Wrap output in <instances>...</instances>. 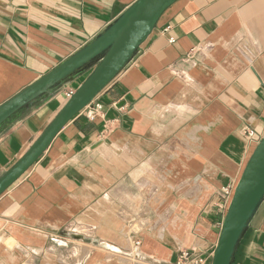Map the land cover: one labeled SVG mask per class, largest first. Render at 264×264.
I'll return each instance as SVG.
<instances>
[{
	"label": "crops",
	"instance_id": "crops-1",
	"mask_svg": "<svg viewBox=\"0 0 264 264\" xmlns=\"http://www.w3.org/2000/svg\"><path fill=\"white\" fill-rule=\"evenodd\" d=\"M135 1L0 0V105ZM87 75L0 127V176ZM97 97L104 114L78 113L0 196V264H212L264 135V0H177ZM233 264H264V202Z\"/></svg>",
	"mask_w": 264,
	"mask_h": 264
},
{
	"label": "water",
	"instance_id": "water-1",
	"mask_svg": "<svg viewBox=\"0 0 264 264\" xmlns=\"http://www.w3.org/2000/svg\"><path fill=\"white\" fill-rule=\"evenodd\" d=\"M177 0H136L101 33L59 66L0 105V127L18 111L52 96L88 73L43 133L0 176V196L49 148L60 130L94 100L133 60ZM264 202V135L236 185L212 264H233L241 240Z\"/></svg>",
	"mask_w": 264,
	"mask_h": 264
},
{
	"label": "built area",
	"instance_id": "built-area-1",
	"mask_svg": "<svg viewBox=\"0 0 264 264\" xmlns=\"http://www.w3.org/2000/svg\"><path fill=\"white\" fill-rule=\"evenodd\" d=\"M72 92L69 94L71 95ZM88 120L94 121L96 118L101 117L104 114V104L96 97L92 100L81 112ZM106 129H109L106 126ZM243 136L247 141L252 142L255 140L256 133L250 126L245 125L243 127ZM258 141H255L258 144ZM231 189H224L225 195L230 196ZM140 241L135 242V249L138 250ZM204 258L198 255L192 249H181L178 253L177 261L175 264H204Z\"/></svg>",
	"mask_w": 264,
	"mask_h": 264
},
{
	"label": "rangeland",
	"instance_id": "rangeland-1",
	"mask_svg": "<svg viewBox=\"0 0 264 264\" xmlns=\"http://www.w3.org/2000/svg\"><path fill=\"white\" fill-rule=\"evenodd\" d=\"M81 79H79L78 81H80ZM83 81V80H82Z\"/></svg>",
	"mask_w": 264,
	"mask_h": 264
}]
</instances>
